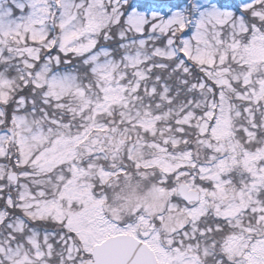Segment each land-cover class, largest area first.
I'll list each match as a JSON object with an SVG mask.
<instances>
[{"label":"snow or ice","instance_id":"1","mask_svg":"<svg viewBox=\"0 0 264 264\" xmlns=\"http://www.w3.org/2000/svg\"><path fill=\"white\" fill-rule=\"evenodd\" d=\"M0 264H264V0H0Z\"/></svg>","mask_w":264,"mask_h":264}]
</instances>
